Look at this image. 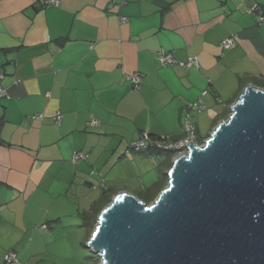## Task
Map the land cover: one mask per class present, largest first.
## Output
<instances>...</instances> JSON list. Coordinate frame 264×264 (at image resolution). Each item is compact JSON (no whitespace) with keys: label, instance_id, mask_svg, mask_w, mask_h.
Instances as JSON below:
<instances>
[{"label":"crops","instance_id":"obj_1","mask_svg":"<svg viewBox=\"0 0 264 264\" xmlns=\"http://www.w3.org/2000/svg\"><path fill=\"white\" fill-rule=\"evenodd\" d=\"M42 1L0 0V258L6 248L14 262L35 230L80 217L70 189L112 199L137 179L135 155L157 153L130 144L181 139L187 115L197 135L207 120L210 135L245 86L264 89V0ZM160 52L197 66H163ZM75 153L86 161L73 164Z\"/></svg>","mask_w":264,"mask_h":264},{"label":"water","instance_id":"obj_2","mask_svg":"<svg viewBox=\"0 0 264 264\" xmlns=\"http://www.w3.org/2000/svg\"><path fill=\"white\" fill-rule=\"evenodd\" d=\"M183 146L151 205L122 191L98 214L101 264H264V89L245 86L202 146Z\"/></svg>","mask_w":264,"mask_h":264},{"label":"rangeland","instance_id":"obj_3","mask_svg":"<svg viewBox=\"0 0 264 264\" xmlns=\"http://www.w3.org/2000/svg\"><path fill=\"white\" fill-rule=\"evenodd\" d=\"M198 125L200 133L197 135V143L199 144L201 140L200 137L209 135L207 132L209 123L207 120H201ZM204 142L205 140H203L200 146L203 145ZM167 155V153H158L154 156V161L135 155V157L138 158V164L134 166V169L137 170L138 173L137 179L130 182L122 181L119 186L120 188H115V192H122L120 189L125 188L123 190L124 192L133 194L135 197H140V194H142L141 191L149 190L152 197L148 205H151L161 192L160 188H162V186L158 189V185L164 183V181L158 183L161 173L166 175L169 171V164L166 165L164 163L167 159ZM115 171L119 174L124 173L123 170L118 167ZM142 175L146 177H142ZM76 190V187L70 189L69 204L72 203L74 211L76 209H78V211L80 210L79 212L81 215L84 211H87L90 201L97 200L99 202V199L101 200L102 198L103 191L101 190L88 191V196L90 198L86 197V195L83 196V193L78 194ZM86 193L87 191H85V194ZM81 215L79 217L77 212H74L72 215L63 217L59 225H52L50 227V225L45 224V229L41 227V230H35L33 236H27L26 239L22 240L19 248L23 245L25 252H22L20 260L18 258L16 262L12 264H101V260L87 248V243L94 229L90 226L92 218H82ZM97 215L94 217L97 218ZM39 232H42L41 235L43 236H40ZM1 251H3V249H0V252ZM17 252L19 253V251ZM4 253H8L6 248H4L3 256ZM3 256L0 258V264H5Z\"/></svg>","mask_w":264,"mask_h":264},{"label":"built area","instance_id":"obj_4","mask_svg":"<svg viewBox=\"0 0 264 264\" xmlns=\"http://www.w3.org/2000/svg\"><path fill=\"white\" fill-rule=\"evenodd\" d=\"M41 4L44 7H51L57 5L55 1L53 0H43ZM263 16H258V21L261 23L263 21ZM222 48L224 49H231L234 47L233 40H226L221 43ZM160 61L163 66H171V65H177L181 68H193L197 66L196 59H189L186 62H178L176 61L172 54L166 53V52H160ZM2 75H0V80L2 79ZM132 84L134 86H138L141 82V77L138 75H134L130 78ZM6 95L5 90L0 88V98H3ZM195 107L198 110H201L202 104L200 102L194 103L193 105H189L188 108ZM55 121L58 123L60 121V117L57 116L55 118ZM184 135L179 140H171L166 137H159L156 139H151L149 137H144L142 140L130 144V150L133 152H146L149 150H153L155 152H161V153H167L171 154V161H173L177 156L181 154H186L185 148L187 146L183 145H190V142L196 144L197 146H200L197 143V131L194 126V124L190 121L189 116L187 115L186 120L184 121L182 125ZM87 156L83 153H75L73 157V164H77L81 161H86ZM93 173V172H92ZM93 190H98L97 186H92ZM45 228V226H43ZM5 264H12L15 261V254L9 253L4 258Z\"/></svg>","mask_w":264,"mask_h":264},{"label":"trees","instance_id":"obj_5","mask_svg":"<svg viewBox=\"0 0 264 264\" xmlns=\"http://www.w3.org/2000/svg\"><path fill=\"white\" fill-rule=\"evenodd\" d=\"M139 85L137 87L134 86V85L133 86H134V88H138ZM148 137L151 138V139L159 138L158 136H148ZM202 142H203V140L201 139L200 142H199V144H201ZM156 153L157 154L158 153L161 154L160 152H156ZM171 156H172L171 154H168L167 155V160L165 161L167 164H169L168 169L171 168V162H170V157ZM163 181H164L163 184L158 185V189L160 188V186H162V188H160L161 191L166 187L167 182H168L166 175H164V174L161 173V176L158 179V183L159 182H163ZM141 193H142V194H140L141 196L140 197H137V198L140 201H142L144 204L148 205L149 204V201H150V198L152 197V195L149 193V190H143V191H141ZM110 201H111V196L106 197V198H103V200H101L100 206H96V208L94 209L93 215H97L104 207H106L110 203ZM94 218H92V220H91L92 225L94 224V220H95Z\"/></svg>","mask_w":264,"mask_h":264},{"label":"clouds","instance_id":"obj_6","mask_svg":"<svg viewBox=\"0 0 264 264\" xmlns=\"http://www.w3.org/2000/svg\"><path fill=\"white\" fill-rule=\"evenodd\" d=\"M206 141V140H205ZM200 145V144H199ZM202 146V145H201ZM170 162L172 163V161H171V157H170Z\"/></svg>","mask_w":264,"mask_h":264}]
</instances>
